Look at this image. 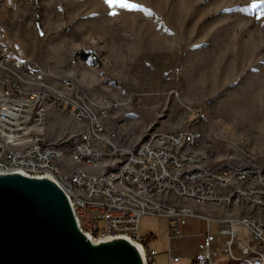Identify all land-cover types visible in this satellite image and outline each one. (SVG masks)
I'll use <instances>...</instances> for the list:
<instances>
[{
	"label": "rangeland",
	"instance_id": "374dc122",
	"mask_svg": "<svg viewBox=\"0 0 264 264\" xmlns=\"http://www.w3.org/2000/svg\"><path fill=\"white\" fill-rule=\"evenodd\" d=\"M128 2L139 8H122L119 0L23 2L6 21L18 38L5 42L17 56L53 63L93 98L117 101L110 124L122 146H134L150 132L191 128L203 133L198 150L211 164L264 165V0ZM199 106L204 112L196 118ZM47 125L50 140L81 130L71 114L56 110L49 112ZM168 201L195 215L182 235L172 238L166 217L142 215L139 234L155 237L147 246L158 251V264H169V244L182 255L179 264L189 263L207 232L203 215L263 214L248 207ZM220 225L210 222L218 250L224 239ZM215 264L230 259L221 254Z\"/></svg>",
	"mask_w": 264,
	"mask_h": 264
},
{
	"label": "built area",
	"instance_id": "2783aa9c",
	"mask_svg": "<svg viewBox=\"0 0 264 264\" xmlns=\"http://www.w3.org/2000/svg\"><path fill=\"white\" fill-rule=\"evenodd\" d=\"M20 1L33 0H0V171L52 175L70 195L84 231L93 238L130 237L142 245L147 264H158V251L147 246L153 235L139 234L142 215L166 217L170 238L181 236L188 217L195 215L169 197L259 210L263 214L203 215L207 232L190 261L215 264L218 255L227 254L230 264H264V165L211 164L209 155L198 150L203 133L191 128L150 132L134 146L120 145L110 124L117 101L93 98L53 63L15 56L4 42L3 11H16ZM53 110L71 114L81 130L48 139ZM203 112V106L195 108V117ZM97 166L103 170H85ZM214 219L221 222V250L210 230ZM167 252L169 264L182 260L170 244Z\"/></svg>",
	"mask_w": 264,
	"mask_h": 264
},
{
	"label": "water",
	"instance_id": "95a60500",
	"mask_svg": "<svg viewBox=\"0 0 264 264\" xmlns=\"http://www.w3.org/2000/svg\"><path fill=\"white\" fill-rule=\"evenodd\" d=\"M142 245L83 230L72 199L49 174L0 171V264H147Z\"/></svg>",
	"mask_w": 264,
	"mask_h": 264
},
{
	"label": "crops",
	"instance_id": "0c3cea01",
	"mask_svg": "<svg viewBox=\"0 0 264 264\" xmlns=\"http://www.w3.org/2000/svg\"><path fill=\"white\" fill-rule=\"evenodd\" d=\"M9 2L10 3H12L13 2V0H9ZM23 4V1H20L19 2V5L21 6ZM8 13H10V11H8L7 9H4V11H3V15H2V18H3V24H4V27H5V33H6V37H5V39L7 38V37H9L10 39H13V40H15V39H17L18 38V36L16 35V33L13 31V29L10 27V25L8 24V23H6V21H7V14ZM4 42H5V40H4ZM6 43V42H5ZM7 44V43H6ZM7 45H9V44H7ZM14 54V53H13ZM15 55V54H14ZM15 56H17V55H15ZM29 56V55H28ZM18 57H22V56H18ZM1 75H2V72L0 71V77H1ZM229 212V211H228ZM185 226V225H184ZM178 250V248H176L175 249V251H177ZM173 253L175 254V255H181V254H179V253H177V252H174V249H173ZM182 256V255H181ZM183 260V259H182ZM182 260L180 261V262H182ZM180 262H177V263H175V264H179ZM190 262H192V261H190L189 260V263H186V264H190Z\"/></svg>",
	"mask_w": 264,
	"mask_h": 264
},
{
	"label": "snow or ice",
	"instance_id": "6c2138e0",
	"mask_svg": "<svg viewBox=\"0 0 264 264\" xmlns=\"http://www.w3.org/2000/svg\"><path fill=\"white\" fill-rule=\"evenodd\" d=\"M106 2L109 5H114V3L116 2V0H106ZM119 2H120V6L122 8H127L129 10H135V9L139 8V5L129 3L128 0H119Z\"/></svg>",
	"mask_w": 264,
	"mask_h": 264
},
{
	"label": "bare ground",
	"instance_id": "6f19581e",
	"mask_svg": "<svg viewBox=\"0 0 264 264\" xmlns=\"http://www.w3.org/2000/svg\"><path fill=\"white\" fill-rule=\"evenodd\" d=\"M236 227H240L238 222L236 223Z\"/></svg>",
	"mask_w": 264,
	"mask_h": 264
}]
</instances>
